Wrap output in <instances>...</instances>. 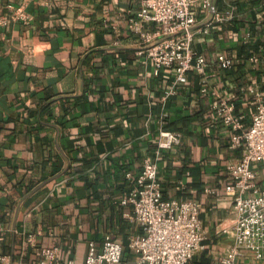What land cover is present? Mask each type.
I'll use <instances>...</instances> for the list:
<instances>
[{"label": "crops", "instance_id": "obj_1", "mask_svg": "<svg viewBox=\"0 0 264 264\" xmlns=\"http://www.w3.org/2000/svg\"><path fill=\"white\" fill-rule=\"evenodd\" d=\"M140 1L0 0V16L12 15L9 5L28 16L0 27V251L11 264H38L27 240L38 230L37 246L57 247L61 264L83 262L88 242L99 246L106 234L122 245L124 264L134 259L128 241L140 229L119 199L152 155L160 118L181 133L158 159L163 198L201 204L204 248L189 264H219L232 243L221 232L232 207L224 187L242 148L231 146L196 75L162 100L172 74L153 75L131 28ZM228 4L236 17L196 34L192 46L208 62L210 89L231 97L248 124L252 95L243 89L264 90V0H212L221 12ZM192 12L199 24L208 18L196 2Z\"/></svg>", "mask_w": 264, "mask_h": 264}, {"label": "built area", "instance_id": "obj_2", "mask_svg": "<svg viewBox=\"0 0 264 264\" xmlns=\"http://www.w3.org/2000/svg\"><path fill=\"white\" fill-rule=\"evenodd\" d=\"M195 2L208 17L202 24L192 12ZM8 7L12 15L0 16V27L11 20L27 23L23 6ZM136 17L138 20L131 19V28L139 35L153 75L172 74L162 100L165 102L174 95L190 74L196 75L200 79V92L215 98L210 107L213 116L232 132L231 146L242 148L240 158L227 165L229 182L224 189L232 198V207L230 220L221 232L232 243L219 264H236L245 256L264 263V178L259 177L258 167L264 166V90L251 85L243 89L252 95L253 106L250 122L245 124L244 115L235 112V101L210 89L208 62L192 46L196 34L208 33L215 24L232 21L236 17L234 7L228 4L221 12L213 7L212 0H141ZM145 24H153L154 29L147 31ZM249 59L257 61L255 56ZM217 60L223 68L233 66L232 59L223 54ZM160 121L152 155L143 159L141 172L119 199L120 205L131 209L125 217L136 222L140 229L129 238L128 248L134 259L127 261L128 264H189L204 248L200 202L163 198L158 159L165 150L181 142V133L164 127L162 118ZM40 234L38 230L27 236L35 248L38 264H61L57 247L37 246L36 237ZM122 255V245L106 234L99 246L94 241L88 242L83 262L67 260L66 264H124ZM0 264H11L10 256L1 251Z\"/></svg>", "mask_w": 264, "mask_h": 264}, {"label": "trees", "instance_id": "obj_3", "mask_svg": "<svg viewBox=\"0 0 264 264\" xmlns=\"http://www.w3.org/2000/svg\"><path fill=\"white\" fill-rule=\"evenodd\" d=\"M200 263H201V264H208L207 261L204 260V258H201Z\"/></svg>", "mask_w": 264, "mask_h": 264}, {"label": "rangeland", "instance_id": "obj_4", "mask_svg": "<svg viewBox=\"0 0 264 264\" xmlns=\"http://www.w3.org/2000/svg\"><path fill=\"white\" fill-rule=\"evenodd\" d=\"M202 250H203V249H202ZM199 252H201V250H199L198 253H199ZM254 261H255V260H254ZM255 262H256V263H260V264H262L261 262H257V261H255ZM263 264H264V263H263Z\"/></svg>", "mask_w": 264, "mask_h": 264}]
</instances>
